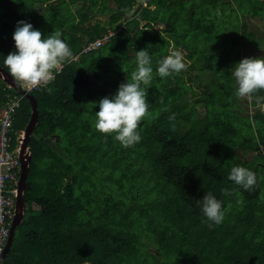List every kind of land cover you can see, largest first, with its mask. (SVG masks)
I'll return each instance as SVG.
<instances>
[{"label":"trees","instance_id":"16d2710c","mask_svg":"<svg viewBox=\"0 0 264 264\" xmlns=\"http://www.w3.org/2000/svg\"><path fill=\"white\" fill-rule=\"evenodd\" d=\"M69 1L81 6L63 16L67 0H15L16 24L0 21V66L35 75L63 63L30 91L38 109L24 188L30 213L1 264H264V111L240 113L239 50L205 55L196 45L233 27L245 39L233 44L263 48L247 17L264 22V0H140L133 12L136 0H109L116 5L101 12L87 9L97 0ZM97 14L107 16L89 22ZM108 31L71 58L82 38ZM143 50L154 54L151 78L133 90ZM255 69L245 81L253 104L264 105V56ZM84 88L95 103L81 99ZM6 93L0 79V107ZM30 111L23 94L13 145ZM151 237L172 262L148 250Z\"/></svg>","mask_w":264,"mask_h":264},{"label":"rangeland","instance_id":"374dc122","mask_svg":"<svg viewBox=\"0 0 264 264\" xmlns=\"http://www.w3.org/2000/svg\"><path fill=\"white\" fill-rule=\"evenodd\" d=\"M14 1L15 0H7V1L0 2V21L1 20H7V21H11L14 24H16L17 19H18V14L16 13V10H15L16 8L14 5ZM67 1H68L67 6L63 7V11L65 12V13H62L63 16L66 15L69 11H72V12L76 11V9L81 6L80 4H78L79 3L78 1H76L74 3L69 1V0H67ZM186 2L190 3L189 0H186ZM88 3H89V1L87 2V9L90 11H96V12H99V11L101 12L104 10L110 11V9H112L114 7V5H116V1H113L110 4L109 0H97L96 4H98L97 5V6H99L98 8L95 7L96 4L90 5V3L89 4ZM172 8H174V9L178 8L177 3H173ZM158 11H159V13L162 14L161 9ZM99 15H102V14H97L95 17H97ZM78 19H79V16H77L75 20L77 21ZM93 19H94V17H91V19H89L90 20L89 22H91ZM168 20L172 21L170 16L168 17ZM44 24H46V23H44ZM247 25L250 29H253L255 34L261 35V37L252 38V40H255L258 45H260V43L264 44V22L261 21L260 19L247 17ZM159 27H163V24H159ZM41 29H42V27H41ZM176 29H181V24L176 26ZM64 30L67 31L66 27L64 28ZM56 34H57V32H56ZM58 38L61 40V45L60 44L55 45L54 49H56V48L60 49L62 46V38H64V37H62L61 34H59ZM236 39H239V41H244V43H245V39L242 38V36H240L239 34L237 35L236 30L233 27H231L230 32H225L224 30H222V32L219 35H217L216 37H214L212 39L211 43L210 42L205 43V41H203L204 39H202L203 43L201 42V40H197L196 45L198 46V51L201 54H205V55H209L210 53H212L214 51V52H217V53L219 52V53H223V54L224 53L230 54V55L233 54V56H234V54H236L237 50H239V52H241L240 53V57L242 58L241 59V65L237 66L233 70L234 75L237 79V82L240 86V90L237 94L238 103L242 107V111H240V113L243 115L249 114L250 116H254V114L256 112H258L259 110L264 111V105L263 104H256V105L253 104L252 96L249 92L248 84L246 83L245 80L247 79V76L249 75V73H252V77L255 76V74H256L255 66L261 62V58L264 56V45H263V48L255 50L254 47L246 46V44H244L242 42H241V46H239L237 43L233 44ZM247 39L249 41H251V39L249 37H247ZM249 44H253V43H249ZM161 46H162V43H161ZM145 49H148V47L145 46ZM240 49H241V51H240ZM129 52L131 54H133L135 51L130 48ZM176 53H177L179 58L182 57V55L179 51H176ZM95 54H97V52H95ZM142 55L145 56V57H143L144 59L140 60L137 64L133 65V67L131 68L132 80L134 79V81H135V84L133 83V86H132L133 90L134 89H136V90L143 89L144 83L150 82L151 71H150V68H148V64L151 61V56H154V54L151 52H148L147 50H143ZM180 62L181 61L179 59H177V63H180ZM122 70L124 71L125 69L122 68ZM176 74H177L178 78L186 76L185 71L181 70V69L178 70ZM205 75L209 80H212L209 78V76H210L209 74L205 73ZM108 77H109V74L104 73L97 80H99L101 83H104ZM92 81H93V83H96L95 80H92ZM2 82L5 83L3 80H2ZM79 95L85 103H88V104L95 103V101L93 100L94 97H92V93H91V90L89 91V88L80 89ZM239 156L247 157L248 159H250L253 156V153L249 152L246 154H242L241 152H239ZM38 207L39 206H37V205H33V209H36ZM25 213H26L25 215H29L30 212H27L25 210ZM151 239H152L151 243L147 247L148 250H150L152 252H157L159 261H164L167 263L172 262L174 259L170 258L169 255L164 253L158 247V245H155V242L153 241L152 237H151Z\"/></svg>","mask_w":264,"mask_h":264},{"label":"built area","instance_id":"2783aa9c","mask_svg":"<svg viewBox=\"0 0 264 264\" xmlns=\"http://www.w3.org/2000/svg\"><path fill=\"white\" fill-rule=\"evenodd\" d=\"M112 31L104 33L101 37L87 41L82 51H89L104 40L109 38ZM55 70L59 71L63 66L61 62H54ZM55 70L42 69L37 74L32 75L28 68H20L14 71V76L19 86L30 92L39 89L53 79ZM7 89L8 100L0 107V254L4 249L10 231V223L13 217L16 184L20 173V158L18 154L19 143L21 142L16 134V144L13 145V116L15 110L20 105L23 94H16L15 90L4 83Z\"/></svg>","mask_w":264,"mask_h":264},{"label":"water","instance_id":"95a60500","mask_svg":"<svg viewBox=\"0 0 264 264\" xmlns=\"http://www.w3.org/2000/svg\"><path fill=\"white\" fill-rule=\"evenodd\" d=\"M136 6L137 5L133 6L131 10L132 12L136 8ZM106 16L107 14L104 16L99 15L95 17V19L97 18L104 19V17ZM62 41H63V38H62ZM85 42H86V39L82 38L81 42L76 45V50L72 52L71 58L76 57L77 53L82 50V47L85 44ZM64 46H65V43L62 42V46L60 48L61 53L63 52ZM0 79H2L5 83H8L15 91L20 92L21 94H24L29 99L30 105H31L30 116H29V119L26 125L24 126L23 129L18 130V133L20 134L18 139L21 140V142L19 143V150H18V154L20 158V173H19V177L17 180V184H16L17 191H16V196H15L13 217L10 223V231H9V235L7 237V241L4 246V249L0 254V264H1V261L3 260V258L5 257V255L7 254L10 248L16 225L19 224L22 221L23 217L25 216L26 206H25V199H24V188L26 184V177H27L29 162L31 160V152L28 146V141H29L30 135L33 133L36 127V124H37L38 109H37V102H36V99L33 93L27 92L26 90L22 89L19 86L15 76L10 71L6 70L2 66H0Z\"/></svg>","mask_w":264,"mask_h":264},{"label":"crops","instance_id":"0c3cea01","mask_svg":"<svg viewBox=\"0 0 264 264\" xmlns=\"http://www.w3.org/2000/svg\"><path fill=\"white\" fill-rule=\"evenodd\" d=\"M141 3H142V5H146V2H145V0H141ZM139 4H140V0H136V3H135V5H137V6H138ZM137 6H136V7H137ZM152 6H154V5H152ZM93 20H95V17H94V19H93ZM161 24H163V25H164V23H161ZM157 27H158V28H162V27H159V24L157 25ZM26 209H28V208H26ZM26 209H25V210H26ZM25 214H26V213H25Z\"/></svg>","mask_w":264,"mask_h":264}]
</instances>
